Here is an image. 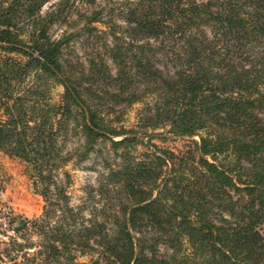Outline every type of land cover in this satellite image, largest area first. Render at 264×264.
I'll use <instances>...</instances> for the list:
<instances>
[{
	"label": "trees",
	"instance_id": "16d2710c",
	"mask_svg": "<svg viewBox=\"0 0 264 264\" xmlns=\"http://www.w3.org/2000/svg\"><path fill=\"white\" fill-rule=\"evenodd\" d=\"M52 1L0 0V48L26 58L23 66L0 60V150L33 166L47 203L31 223L42 240L38 250L28 256L33 244L13 241L4 254L22 253L16 264H264V0H59L42 14ZM76 2L86 7L78 12L83 25L52 38L51 28L67 21ZM117 18L124 24L114 25ZM104 21L129 41L113 36L105 47L116 73L82 74L84 87L63 50ZM157 52L161 70L151 61ZM31 72L63 88L59 105L45 109L36 87L34 100L15 93L11 80L20 83ZM101 83L111 101L98 106L107 114L152 95L143 128L189 138L186 150L155 149L135 161L129 149L137 135L113 127L84 98ZM71 122L84 140L74 152L78 162L104 139L122 149L110 188L99 190L108 204L90 217L86 201L71 206L52 181L62 165L54 163L58 138ZM81 256L90 258L79 262Z\"/></svg>",
	"mask_w": 264,
	"mask_h": 264
},
{
	"label": "rangeland",
	"instance_id": "374dc122",
	"mask_svg": "<svg viewBox=\"0 0 264 264\" xmlns=\"http://www.w3.org/2000/svg\"><path fill=\"white\" fill-rule=\"evenodd\" d=\"M58 1L54 0L45 5L42 9V14H46ZM85 9L86 7L84 5L76 2L74 9L67 17V21L63 24H55L51 28L50 34L52 38L59 37L63 32L72 33L79 29L83 25V22L79 21L78 12H83ZM123 24L124 22L118 18L114 20V25ZM93 26L96 27L95 31L91 34L84 33L82 36L74 38L63 50V58L69 64V71L84 79L82 82L84 87L89 86V80L85 81L86 77L82 76V74L88 75L89 79H91L93 77L100 78L102 74L107 76V74L114 75L116 73L118 67L106 53L107 49L105 47L113 44V36L119 42L129 41V38L121 33V30L106 25V21L95 23ZM145 42L149 46L154 44L151 40L141 41L138 44ZM162 53L157 52L151 58L152 64L160 70L163 69L162 63H160V60H163L159 58ZM0 60L2 64L4 62L16 61V65L23 66L26 63V58H23L20 54L7 53L1 48ZM12 69H16V67H12ZM11 84L15 85V93L19 96L24 94L28 101L35 99L34 95L30 93V90L35 91V87L38 91L43 92L45 95L43 98L45 109L48 108V105L57 106L61 103L63 88L57 83L45 81L44 78L36 80L34 72H31L20 83L17 80L14 82L11 80ZM103 87L104 83H101L99 90L93 85L90 91L86 92L85 90L83 94L84 98L95 105L101 117L105 113L106 119L111 122L109 124L113 127L117 129L122 127L127 131H132L133 133L131 134L137 135V142L129 149L130 155H132L135 161L143 160L144 154H148L155 149H166L174 154H179L186 150L190 144L189 138L170 136L167 133L165 134V131L161 128L154 130L143 128L141 117L145 112L146 105H151L154 102L152 95L141 102L133 103L129 107H125L124 104L115 106V112H109L107 114L106 110L104 111L103 108L98 106L102 102L110 103L111 101L102 92ZM3 89L5 88L0 86V102L2 100ZM93 93L99 96L95 97V95H92ZM101 95L104 97L102 98ZM29 104L31 106L32 102ZM3 120H5V116L2 110L0 111V121ZM73 125L74 123L71 122L68 125L67 132L58 138L56 148L59 157L54 163L58 166L61 163L62 165L52 170V181L65 190V195L68 197L71 206L75 207L86 201L84 215L90 217L89 214L93 213L94 209L101 210L102 204H108V198L101 196L99 190L109 185L111 171L117 170L122 161L119 156L122 149L115 152L110 145L111 143L104 139L95 144L94 151L83 161L78 162L74 152L79 150L84 140L78 131L72 129ZM58 128L59 125L55 123L54 129L58 130ZM157 134L158 136L153 137V135ZM150 136L152 137L150 138ZM114 140H119V138ZM11 144L9 146L11 145L13 147L14 144ZM6 150L9 149L7 148ZM6 150H0V264H16L22 261V253L13 251L9 252L8 256H6L4 251H10V243L13 241L21 244L32 243L33 247L25 250L28 256L38 250L37 245L42 240L32 228L31 223L32 221L41 219L47 203L40 195L43 184L36 177L33 166L15 156H10ZM68 155L71 158L65 162L64 159ZM43 173L46 172L44 171ZM107 187L110 188V185ZM50 190L49 196L53 199L55 197L53 194L54 185L51 186ZM108 195L113 197L116 203L121 199V197L111 191ZM105 213H108V210ZM101 216L102 214L98 212L97 217L99 220H102ZM23 227L27 228V230H22ZM261 229V232L264 233V226ZM157 248L159 253H164L163 245H159ZM89 258V256H81L78 258V261L86 262Z\"/></svg>",
	"mask_w": 264,
	"mask_h": 264
}]
</instances>
